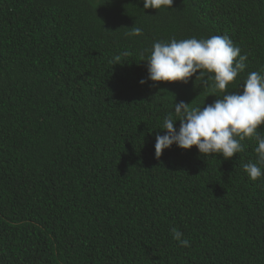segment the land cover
I'll return each instance as SVG.
<instances>
[{"label":"trees","instance_id":"obj_1","mask_svg":"<svg viewBox=\"0 0 264 264\" xmlns=\"http://www.w3.org/2000/svg\"><path fill=\"white\" fill-rule=\"evenodd\" d=\"M211 35L249 54L227 93L264 74V0H0V264H264L255 141L228 160L155 155L175 102L223 94L196 76L140 85L149 50Z\"/></svg>","mask_w":264,"mask_h":264},{"label":"clouds","instance_id":"obj_2","mask_svg":"<svg viewBox=\"0 0 264 264\" xmlns=\"http://www.w3.org/2000/svg\"><path fill=\"white\" fill-rule=\"evenodd\" d=\"M144 10L170 9L173 0H141ZM143 34L140 27L133 26L127 33L138 37ZM122 56H129L123 51ZM141 58L145 59L141 53ZM249 54H241V48L227 35H211L208 38H186L155 41L146 57L147 77L139 81L153 86L161 82L187 83L193 76L201 81L216 97L203 107L192 106L184 101L175 102L173 112L162 122L163 135L155 137V155L159 158L164 150L173 145L182 150L195 147L204 156L218 154L225 160L245 151V139L254 140L256 160L243 165L248 178L264 184V74L252 71L247 74L239 92L227 93V88L248 66ZM117 55L114 60L120 61ZM119 64V63H117ZM199 73V75H196ZM209 81L212 83L209 84ZM179 122V128L175 127ZM171 234L181 247H190L183 233L172 228Z\"/></svg>","mask_w":264,"mask_h":264}]
</instances>
